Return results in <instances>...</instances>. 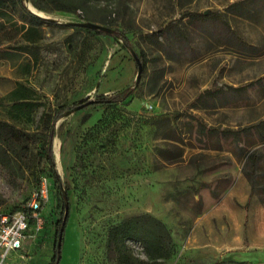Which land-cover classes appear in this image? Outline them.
<instances>
[{
  "label": "rangeland",
  "instance_id": "374dc122",
  "mask_svg": "<svg viewBox=\"0 0 264 264\" xmlns=\"http://www.w3.org/2000/svg\"><path fill=\"white\" fill-rule=\"evenodd\" d=\"M28 2L48 23L21 53L23 40H5L14 28L0 16V119L9 120L2 97L17 80L39 103L32 122H14L28 131L61 104L126 95L54 124L69 201L58 264H118L106 252L108 230L140 213L172 232L163 264H264V0H88L79 15ZM12 17L28 20L20 10ZM80 19L109 36L66 24ZM131 51L145 55L137 85ZM34 188L28 170L0 167V211L22 208ZM59 213L16 264L49 263ZM127 245L146 260L138 243Z\"/></svg>",
  "mask_w": 264,
  "mask_h": 264
},
{
  "label": "trees",
  "instance_id": "16d2710c",
  "mask_svg": "<svg viewBox=\"0 0 264 264\" xmlns=\"http://www.w3.org/2000/svg\"><path fill=\"white\" fill-rule=\"evenodd\" d=\"M88 0H32V6L42 12H58L79 15L78 10L82 3ZM22 11L27 17V22L17 23L12 19L18 11ZM0 16L10 19L13 24L14 34L9 35L5 40L8 42L16 37L23 40L25 45L18 47V52L29 53L30 46L36 45L42 39L41 26L48 23L47 20L38 18L31 14L23 5L22 0H0ZM8 19V20H9ZM82 22L85 19H80ZM3 23H0V30ZM96 34L106 33L97 31ZM8 54H5L7 58ZM142 66H145V55L141 51L138 55ZM34 64V63H32ZM30 69V64L25 65V72ZM126 99L124 91L111 95H98L96 102L91 106L109 107L121 103ZM2 100H7L9 109L7 111L9 120L0 119V167L10 170L12 167L18 170H28L30 176L35 179V188L41 178H46L50 185L49 211L44 214L45 220L52 221L60 206V213L57 220L53 222L56 236L53 245L52 256L48 264H58L60 258V245L58 237L60 231L64 230L69 216V201L67 188L61 183L55 171V162L52 152L54 138V124L57 119L66 111L87 101L88 99L71 104L57 106L53 113H44L41 118V128L28 131L17 127L14 122H32L39 107L36 99V92L33 88L19 83L17 88L8 93ZM90 106V105H89ZM252 164L256 159L246 155ZM60 196V197H59ZM60 201V202H59ZM246 207V206H245ZM23 208V207H22ZM22 208H16L15 212ZM62 240V238H61ZM136 242L142 247L146 260L133 257L127 242ZM175 247L174 239L170 228L159 218L149 214L140 213L124 218L119 223L111 226L107 233L106 252L118 264H163L170 259ZM235 263V261L229 260Z\"/></svg>",
  "mask_w": 264,
  "mask_h": 264
},
{
  "label": "built area",
  "instance_id": "2783aa9c",
  "mask_svg": "<svg viewBox=\"0 0 264 264\" xmlns=\"http://www.w3.org/2000/svg\"><path fill=\"white\" fill-rule=\"evenodd\" d=\"M49 200L50 185L43 177L21 210L11 213L0 211V264L26 260L29 246L43 230V211Z\"/></svg>",
  "mask_w": 264,
  "mask_h": 264
},
{
  "label": "water",
  "instance_id": "95a60500",
  "mask_svg": "<svg viewBox=\"0 0 264 264\" xmlns=\"http://www.w3.org/2000/svg\"><path fill=\"white\" fill-rule=\"evenodd\" d=\"M29 2L28 0H24V6L25 8L31 13L33 14L34 16L38 17V18H41V19H46V17H42L40 15H38L37 13L33 12L30 8H29ZM70 26H75V27H81V28H88V29H92V30H99V31H108V29L100 26V25H97V24H94V23H91V22H70V23H66ZM132 53V58L137 66V72H136V77H135V85L138 84L139 80H140V77H141V73H142V70H143V66H142V63L138 57V55L131 51ZM85 100V99H83ZM96 101L94 99H88L87 101L75 106L73 109L71 110H81L89 105H92L94 104ZM71 110H69V112H71ZM61 238H62V231H60V234H59V237H58V244L60 243L61 241Z\"/></svg>",
  "mask_w": 264,
  "mask_h": 264
},
{
  "label": "crops",
  "instance_id": "0c3cea01",
  "mask_svg": "<svg viewBox=\"0 0 264 264\" xmlns=\"http://www.w3.org/2000/svg\"><path fill=\"white\" fill-rule=\"evenodd\" d=\"M41 41V40H40ZM30 70V69H29ZM26 73H29V71L28 72H26ZM19 83H21L20 82V80H17V81H15V83H14V85H13V87L3 96V97H5L8 93H10L12 90H14L15 88H17V86H18V84ZM24 84V83H23ZM26 85V84H25ZM28 87H31L29 84L27 85ZM32 88V87H31ZM2 97V98H3Z\"/></svg>",
  "mask_w": 264,
  "mask_h": 264
},
{
  "label": "bare ground",
  "instance_id": "6f19581e",
  "mask_svg": "<svg viewBox=\"0 0 264 264\" xmlns=\"http://www.w3.org/2000/svg\"><path fill=\"white\" fill-rule=\"evenodd\" d=\"M30 5V4H29ZM34 12V11H33ZM36 13V12H35ZM60 153V152H59ZM58 153V151H56V153H55V156H56V160H57V162L59 163V161H60V154ZM61 162V161H60ZM60 165V164H59Z\"/></svg>",
  "mask_w": 264,
  "mask_h": 264
}]
</instances>
